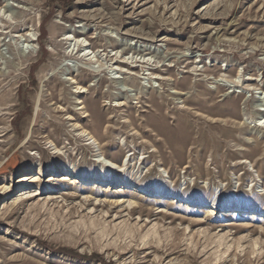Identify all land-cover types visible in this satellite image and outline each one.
I'll return each mask as SVG.
<instances>
[{
	"label": "rangeland",
	"instance_id": "1",
	"mask_svg": "<svg viewBox=\"0 0 264 264\" xmlns=\"http://www.w3.org/2000/svg\"><path fill=\"white\" fill-rule=\"evenodd\" d=\"M263 122L264 0H0V264H264Z\"/></svg>",
	"mask_w": 264,
	"mask_h": 264
},
{
	"label": "bare ground",
	"instance_id": "2",
	"mask_svg": "<svg viewBox=\"0 0 264 264\" xmlns=\"http://www.w3.org/2000/svg\"><path fill=\"white\" fill-rule=\"evenodd\" d=\"M67 38L65 39V41H69L70 38L73 39V41L75 42L74 45H73V48H71V51L69 53H67V55L70 57V58H74L75 56H77L79 59L83 60V61H88L87 58H89L90 56L93 57V58H98V53H94L92 52L91 50L89 49H86L85 47L86 46H89V44H85V42L83 40H80L79 38L76 39V37L74 36H71V35H66ZM111 38H113V36H111ZM146 51H150L151 49L150 48H145ZM144 50V51H145ZM117 54L113 55V57L115 58L114 60V64H117V63H121V64H129L130 67H135L137 68V66L141 67V68H144L146 69L148 72L151 71V70H154V69H157L156 67H153V63L154 62H151V60H144L145 58L143 57V61L140 62V60H135V61H131L132 59H129V60H126V58H123V54L119 56H116ZM124 59L125 61H121L120 59ZM92 59V58H91ZM130 61V62H129ZM96 62V61H95ZM139 64V65H138ZM90 65V63L88 64ZM94 69V68H93ZM104 70H102V68L100 69H97V70H93L91 71L92 73H101L103 72ZM114 71H116V74L118 73H123V71L121 72V69H118L116 68ZM90 72V71H89ZM124 75V74H123ZM148 75H151L150 73ZM120 76H113V78H110V80L112 82L114 81H118L120 78ZM136 79H138V77L134 76V82L136 81ZM150 79H161V78H158V77H151ZM69 80V79H68ZM71 83L72 84H79V82L76 80H72L70 79ZM136 83V82H135ZM79 102V101H78ZM125 104L124 103H120L117 105V107H122L124 106ZM80 108V107H79ZM81 109L83 110L84 107L81 105ZM88 115V114H87ZM87 115H85L84 117H86ZM112 119V118H111ZM136 122V121H135ZM134 121L130 122L132 125L135 123ZM149 122V121H148ZM264 123V122H263ZM128 125V123H127ZM262 124L259 123L258 126H261ZM151 127H153L152 123L150 124ZM130 127V126H129ZM89 137V140L92 141V143H95V140L93 137H91L89 134L87 135ZM29 139L27 138L23 145L27 142L28 143ZM97 143V142H96ZM21 147V145H20ZM59 156V155H58ZM105 165L106 167H111L112 165L109 164L107 161H105ZM63 180L65 181H69V183L71 184H75L76 183V180L70 178V175L69 174H66V175H63L62 176ZM30 179H28L27 177H23L21 180H20V183H25L27 181H29ZM36 180V179H35ZM122 187H120L118 189L117 192H122L123 190H121ZM119 203H122L121 200H118L117 204ZM207 211V214H206V217L209 218V217H212L215 215V211H214V208H209L206 210ZM132 212V211H131ZM236 213H239V212H234L233 214H236Z\"/></svg>",
	"mask_w": 264,
	"mask_h": 264
}]
</instances>
